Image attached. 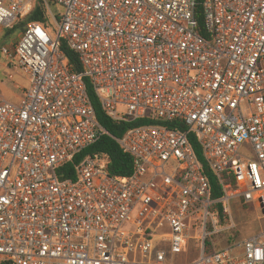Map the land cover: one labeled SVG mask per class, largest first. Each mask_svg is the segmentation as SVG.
Segmentation results:
<instances>
[{"label":"built area","instance_id":"2783aa9c","mask_svg":"<svg viewBox=\"0 0 264 264\" xmlns=\"http://www.w3.org/2000/svg\"><path fill=\"white\" fill-rule=\"evenodd\" d=\"M42 3L50 26L31 20L1 47L30 84L18 103L0 99V264H178L192 249L183 264H264V230L225 244L234 223L213 208L238 199L264 215V0ZM35 9L0 0V38ZM88 82L112 119L155 121L116 138L130 175L94 154L60 178L109 134Z\"/></svg>","mask_w":264,"mask_h":264},{"label":"trees","instance_id":"16d2710c","mask_svg":"<svg viewBox=\"0 0 264 264\" xmlns=\"http://www.w3.org/2000/svg\"><path fill=\"white\" fill-rule=\"evenodd\" d=\"M31 20H40L44 22L47 26H50L49 19L45 13L44 6L42 0H36V9L34 12L27 16L25 19L21 20L17 25L13 28L6 29L2 35V39L0 38V60L2 58L1 55V47L5 44L7 39L11 35L21 34L25 30V25ZM62 48L68 58V60L74 64V68L76 71H80L81 67L77 61V56L74 51L69 49L65 43H62ZM88 92L92 103L96 109L97 117L101 124L105 127V129L109 132V134L101 137L95 144L89 146L84 149L81 153L76 155L73 162L66 164L59 171V175L61 179L66 178H75V165L79 163L85 156L100 154L108 158L109 165L108 170L113 176H127L133 173L134 171V158L130 153H126L122 150L116 138H119L124 135V133L136 126H141L145 124L155 123L154 120L143 117L133 121H117L109 117L102 109L101 103L98 97L94 94L90 83L88 82ZM191 142L193 144L194 150L202 163V168L206 176L208 177L210 188H211V197L213 200H218L224 196V191L222 185L216 176V174L209 168L207 165L203 154L202 148L198 144L197 140L194 136H191ZM250 206V205H247ZM213 208L218 212L221 223L223 225L228 224L227 213L224 210V205L222 202H217L214 204ZM233 234V233H231ZM230 236L232 237L230 239ZM234 234L230 235L228 232L226 234V242H233L237 238H235ZM231 240V241H230Z\"/></svg>","mask_w":264,"mask_h":264},{"label":"rangeland","instance_id":"374dc122","mask_svg":"<svg viewBox=\"0 0 264 264\" xmlns=\"http://www.w3.org/2000/svg\"><path fill=\"white\" fill-rule=\"evenodd\" d=\"M19 37L20 34L17 36L11 35L5 44L14 45ZM8 62L9 59L4 56L0 60V99L10 98L14 94H20L21 89L16 87V83H19L21 86L27 85L24 72L20 70L17 71L15 69L11 71V69L8 67ZM10 73L14 74V79L9 78ZM241 152L248 154L249 156H253L252 151L250 150V144L248 142L244 144ZM230 207V211L227 212V217L229 219L228 224L234 223V227L230 229L229 233L230 235L234 234L235 238H237L236 240H243L256 232L264 230V215L261 213L259 208L247 206L238 199H232L230 201ZM231 220L233 222H231ZM231 238L232 237L230 236V239ZM208 243H210V240ZM224 243L226 244V240ZM197 257L198 253L192 249L190 250V253L175 254L173 256V261L178 264H183L185 262L192 261Z\"/></svg>","mask_w":264,"mask_h":264},{"label":"crops","instance_id":"0c3cea01","mask_svg":"<svg viewBox=\"0 0 264 264\" xmlns=\"http://www.w3.org/2000/svg\"><path fill=\"white\" fill-rule=\"evenodd\" d=\"M2 57H3V56H2ZM8 67L11 69V71H12L13 69L19 71V70L17 69L16 64L14 63V61H13V62H10V61H9V62H8ZM24 74H25V73H24ZM25 77H26V80H27V85H23V86H21L19 83H16V84H15L17 88H20V89H21V93H20V94H14V95L11 96L10 98H5V99H7V100H9V101H12V102H15V103H18V102L21 100V98H22V96H23V94H24L25 89H26V88L29 86V84H30L29 76L25 74ZM9 78H10V79H14V74H13V73H10V74H9Z\"/></svg>","mask_w":264,"mask_h":264}]
</instances>
